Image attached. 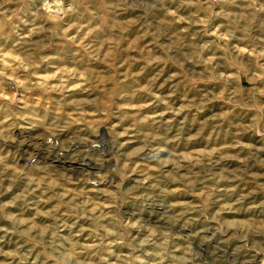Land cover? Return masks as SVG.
<instances>
[{
	"label": "rangeland",
	"instance_id": "obj_1",
	"mask_svg": "<svg viewBox=\"0 0 264 264\" xmlns=\"http://www.w3.org/2000/svg\"><path fill=\"white\" fill-rule=\"evenodd\" d=\"M0 264H264V0H0Z\"/></svg>",
	"mask_w": 264,
	"mask_h": 264
},
{
	"label": "bare ground",
	"instance_id": "obj_2",
	"mask_svg": "<svg viewBox=\"0 0 264 264\" xmlns=\"http://www.w3.org/2000/svg\"><path fill=\"white\" fill-rule=\"evenodd\" d=\"M57 156H59V158H55V161L62 162L66 166H70L71 167L72 165L75 166L76 164H78V166H81L79 164H84V162H77L75 159H73L71 157L70 158L64 157V153H59ZM60 157L63 158V159H60Z\"/></svg>",
	"mask_w": 264,
	"mask_h": 264
}]
</instances>
